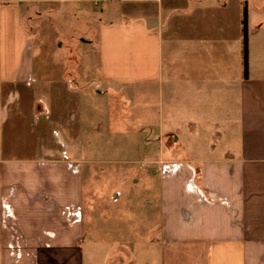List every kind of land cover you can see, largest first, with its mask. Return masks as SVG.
Segmentation results:
<instances>
[{
    "label": "crops",
    "instance_id": "crops-1",
    "mask_svg": "<svg viewBox=\"0 0 264 264\" xmlns=\"http://www.w3.org/2000/svg\"><path fill=\"white\" fill-rule=\"evenodd\" d=\"M81 2L0 0V264H264V0L95 5L108 125L78 108L95 100L41 84L25 22ZM80 133H161L142 193L115 195L127 210L87 211Z\"/></svg>",
    "mask_w": 264,
    "mask_h": 264
},
{
    "label": "rangeland",
    "instance_id": "rangeland-1",
    "mask_svg": "<svg viewBox=\"0 0 264 264\" xmlns=\"http://www.w3.org/2000/svg\"><path fill=\"white\" fill-rule=\"evenodd\" d=\"M81 4L66 6L65 11L60 9L49 13L44 10L40 15L31 13L32 17L28 18L27 15L25 22L32 31L35 48L38 50L41 84L57 83L58 86L68 87V91L63 93L65 98L95 100L91 105L78 108L84 112L101 110V120L108 125L112 118L110 111L115 107L99 101H108L116 95L109 93L98 81L96 31L100 23L101 8H97L93 2ZM142 90L143 88L133 89L132 95L127 96H142ZM149 96H154V92ZM80 134L82 135L75 141V146L82 151L74 156L81 160L79 162L84 172L87 211L95 213L102 205L108 206L102 207L105 212H111L113 207L127 210L126 202L123 199L116 202L115 195L129 189L133 180L136 182L134 192L137 195L142 193L144 178H147L144 169L150 165L143 161L148 159H144L145 148L151 145L152 153L158 157L162 147L159 139L161 133ZM77 135L79 133H74L73 137ZM42 141L44 144L49 142L61 146L64 144V133H49ZM178 155L184 156L181 151L174 155L166 154ZM89 202L94 210L89 209Z\"/></svg>",
    "mask_w": 264,
    "mask_h": 264
},
{
    "label": "trees",
    "instance_id": "trees-1",
    "mask_svg": "<svg viewBox=\"0 0 264 264\" xmlns=\"http://www.w3.org/2000/svg\"><path fill=\"white\" fill-rule=\"evenodd\" d=\"M248 13L247 8L244 7L242 14V40H243V64H244V73H248Z\"/></svg>",
    "mask_w": 264,
    "mask_h": 264
},
{
    "label": "built area",
    "instance_id": "built-area-1",
    "mask_svg": "<svg viewBox=\"0 0 264 264\" xmlns=\"http://www.w3.org/2000/svg\"><path fill=\"white\" fill-rule=\"evenodd\" d=\"M93 3L96 5V6H99L102 2L104 1H108V0H92Z\"/></svg>",
    "mask_w": 264,
    "mask_h": 264
}]
</instances>
